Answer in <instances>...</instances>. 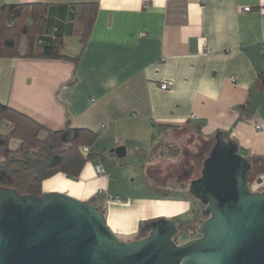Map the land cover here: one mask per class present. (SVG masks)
<instances>
[{
	"label": "crops",
	"instance_id": "0c3cea01",
	"mask_svg": "<svg viewBox=\"0 0 264 264\" xmlns=\"http://www.w3.org/2000/svg\"><path fill=\"white\" fill-rule=\"evenodd\" d=\"M80 3L96 5L83 45L74 34ZM35 4L46 7L42 40H60L66 55L79 57H0V103L51 130L95 131L100 153L75 178L45 179L42 192L92 202L116 236L132 240L145 222L199 208L186 181H150V158L175 161L181 138L213 142L218 131L251 161V189L264 190V0H0ZM164 80L170 88H160ZM117 146L145 157L139 182L126 189L116 170L126 163L108 154Z\"/></svg>",
	"mask_w": 264,
	"mask_h": 264
},
{
	"label": "water",
	"instance_id": "95a60500",
	"mask_svg": "<svg viewBox=\"0 0 264 264\" xmlns=\"http://www.w3.org/2000/svg\"><path fill=\"white\" fill-rule=\"evenodd\" d=\"M110 151L126 155L125 146ZM251 173L237 142L218 131L188 183L206 218L182 243L174 219L145 222L143 237L122 241L90 201L0 186V264H264V190L250 189Z\"/></svg>",
	"mask_w": 264,
	"mask_h": 264
},
{
	"label": "trees",
	"instance_id": "16d2710c",
	"mask_svg": "<svg viewBox=\"0 0 264 264\" xmlns=\"http://www.w3.org/2000/svg\"><path fill=\"white\" fill-rule=\"evenodd\" d=\"M95 10L94 3L77 5L74 34L79 36L82 45L89 33ZM45 14L46 7L40 4L1 6L0 57L61 58L75 61L79 54L66 55L60 40H42ZM4 123L8 124V128L3 130ZM97 140L98 133L90 129L66 125L62 129L51 130L0 103V186L13 188L21 194L42 195V182L45 179L58 172L75 178L86 162L100 156L95 149ZM212 144V141L204 142L203 147L195 153V160L207 156ZM108 154L113 155V152L108 151ZM255 176L256 173L252 172L249 185ZM182 233L178 238L184 240L187 232L182 230Z\"/></svg>",
	"mask_w": 264,
	"mask_h": 264
},
{
	"label": "rangeland",
	"instance_id": "374dc122",
	"mask_svg": "<svg viewBox=\"0 0 264 264\" xmlns=\"http://www.w3.org/2000/svg\"><path fill=\"white\" fill-rule=\"evenodd\" d=\"M5 128H8V124H6ZM180 140L181 141L178 142V144L180 146L179 149L182 155L179 156L180 152L178 151L179 155L175 159V161L170 162L168 159L164 158L163 156H155L153 158H150L149 166H148L149 169L148 177L151 182L155 183L156 185H163V186L167 185L171 188H176L179 186L177 183L182 181H186V183H189L191 179L200 175L202 161L206 156L196 161L194 155L199 148L203 147L204 141L201 140V138L199 137H195V136L192 137L191 135L185 136ZM143 154L141 153V156L138 155L135 158L130 157L129 155L122 158H118L119 163H126L125 165L120 166L122 168L117 167L116 169L117 172L121 170L122 174L124 175V178L120 179L121 182L120 187L126 189L129 184L139 182L138 181L139 176L135 173H138L140 171V167H142L141 165H143L144 163L145 157ZM186 157L187 158L189 157L190 160H192V162L194 163L191 165L192 162H190L189 165L186 166V160H185ZM104 167H106L108 172L112 173L111 167H108L105 164ZM190 198L192 199V202L195 203L196 207L199 208H197L196 210L193 209L192 212H187L186 214L174 219L175 221L179 220L186 223L188 229L185 235V239L188 240L195 238L196 236L195 233L198 228L197 222L195 223L193 221L194 213L198 211V215L196 217L200 219L204 218V216L202 215L203 208L200 202L192 196ZM117 237L122 241H130V240H124L127 238H123L121 236H117ZM177 240L178 242L183 241L181 237L178 238Z\"/></svg>",
	"mask_w": 264,
	"mask_h": 264
},
{
	"label": "flooded vegetation",
	"instance_id": "af4514ba",
	"mask_svg": "<svg viewBox=\"0 0 264 264\" xmlns=\"http://www.w3.org/2000/svg\"><path fill=\"white\" fill-rule=\"evenodd\" d=\"M202 208H204V206H203ZM205 218H206L205 216H204V218H202V219L197 218V217L195 216V217H193V219H194L193 221H194L195 223L197 222V226H199V224H200ZM176 224L181 226V227L178 226L180 232H182V230L185 231V232H187V229H188V228H187L185 222H183V221H179V220H176ZM142 225H143V224H142ZM145 234H146V232L142 230V226H141V227H140V232H139V234H138V236H137L136 238L143 237ZM195 234H196L195 238L199 236L197 233H195ZM179 236H180V235H179ZM179 236H178V237H179ZM186 240H188V239H184L183 241H181V242H179V243H182V242H184V241H186Z\"/></svg>",
	"mask_w": 264,
	"mask_h": 264
},
{
	"label": "built area",
	"instance_id": "2783aa9c",
	"mask_svg": "<svg viewBox=\"0 0 264 264\" xmlns=\"http://www.w3.org/2000/svg\"><path fill=\"white\" fill-rule=\"evenodd\" d=\"M251 10H252V8H251L250 6H244V7L242 8V11H243V12H249V11H251ZM159 85H160V88H161V89H168V88L171 87L172 82H171L170 80H164V81L160 82ZM256 127L258 128L259 125H256ZM84 150H87V149L84 148ZM96 171H97L98 173H102V172H103V169H102L100 166H98V167L96 168ZM115 200L117 201L118 198H115Z\"/></svg>",
	"mask_w": 264,
	"mask_h": 264
}]
</instances>
